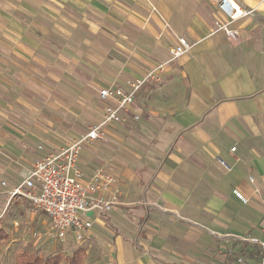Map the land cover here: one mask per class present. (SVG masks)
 <instances>
[{"label":"crops","instance_id":"crops-1","mask_svg":"<svg viewBox=\"0 0 264 264\" xmlns=\"http://www.w3.org/2000/svg\"><path fill=\"white\" fill-rule=\"evenodd\" d=\"M218 1L0 0V250L24 220L44 232L35 250L56 243L48 218L12 190L36 159L103 122L102 89L163 64L125 121L106 126L107 142L82 151L84 180L106 168L119 191L111 213H89L88 240L117 264L258 258L239 238L260 237L264 218V0H235L250 12L232 25L236 40L218 28L230 21ZM181 37L192 48L172 61Z\"/></svg>","mask_w":264,"mask_h":264},{"label":"built area","instance_id":"built-area-1","mask_svg":"<svg viewBox=\"0 0 264 264\" xmlns=\"http://www.w3.org/2000/svg\"><path fill=\"white\" fill-rule=\"evenodd\" d=\"M219 10L229 18V23L218 24L230 40H236L239 31L232 25L250 12L243 10L235 0H219ZM192 45L184 37L179 38L178 45L170 50L171 60H177L187 54ZM165 65H158L143 78L129 81L126 86L104 88L99 92L100 98L107 103L103 122L91 128L80 138L69 141L65 146L51 152L48 156L36 159L24 180L12 190L11 195H19L29 201L36 214H43L49 220L47 239L65 243L71 237L74 242L83 244L90 239L93 221L89 213L99 216L109 214L118 201V179L109 174L106 168H98L90 180H84L80 169V158L84 147L97 141H106L105 128L110 124H122L130 107L135 103L142 88L151 81H160L158 74ZM139 120V116H135ZM40 150L43 146L39 147ZM236 148H232L235 152ZM218 164L224 173H230L232 167L218 158ZM250 183L255 178L249 177ZM4 186L5 182L2 183ZM260 191L257 190L256 193ZM234 196L248 205L250 199L240 190H233ZM111 196V198H107ZM260 237L242 236L239 241L256 248L258 258L248 260L245 256L237 257L236 264H264V218L259 226Z\"/></svg>","mask_w":264,"mask_h":264},{"label":"rangeland","instance_id":"rangeland-1","mask_svg":"<svg viewBox=\"0 0 264 264\" xmlns=\"http://www.w3.org/2000/svg\"><path fill=\"white\" fill-rule=\"evenodd\" d=\"M33 220L35 219L33 218ZM35 226L36 225L33 224L32 221L26 226V221L24 220L22 222L19 221L17 225L12 224V227H8V230L10 229V232L12 234L11 241H13H10L9 244H5V248H2L0 250V264H14L16 261V256L20 254H33L35 252H37L42 258L49 257L50 255L58 253L69 255L71 250L74 251L80 246L77 243H73L70 241H67L65 244H62L60 242H56L53 244L47 243L45 244L46 248H43L38 252L34 249V247L36 246V243L40 238L39 236L41 234H44V232L40 228H36ZM48 228L49 227H47V229ZM81 246L85 248L87 254L84 264H117L116 260L111 257L112 255L111 253H109L108 249L101 250L98 247H107V244L104 241L97 240L93 242L91 240H88ZM44 249L45 251H43ZM233 260H235V258H233Z\"/></svg>","mask_w":264,"mask_h":264},{"label":"trees","instance_id":"trees-1","mask_svg":"<svg viewBox=\"0 0 264 264\" xmlns=\"http://www.w3.org/2000/svg\"><path fill=\"white\" fill-rule=\"evenodd\" d=\"M7 238L6 233H4L3 230H0V244L4 240H7ZM243 254L245 255L246 252L244 251ZM86 255L85 248L79 246L69 255L58 253L42 258L37 252L33 254H20L17 256L15 264H84Z\"/></svg>","mask_w":264,"mask_h":264},{"label":"water","instance_id":"water-1","mask_svg":"<svg viewBox=\"0 0 264 264\" xmlns=\"http://www.w3.org/2000/svg\"><path fill=\"white\" fill-rule=\"evenodd\" d=\"M92 215V214H89V216Z\"/></svg>","mask_w":264,"mask_h":264}]
</instances>
